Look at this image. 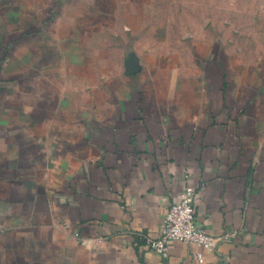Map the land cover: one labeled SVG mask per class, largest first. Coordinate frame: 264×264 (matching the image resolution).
Listing matches in <instances>:
<instances>
[{
    "label": "crops",
    "instance_id": "0c3cea01",
    "mask_svg": "<svg viewBox=\"0 0 264 264\" xmlns=\"http://www.w3.org/2000/svg\"><path fill=\"white\" fill-rule=\"evenodd\" d=\"M0 264H264V0H0Z\"/></svg>",
    "mask_w": 264,
    "mask_h": 264
},
{
    "label": "built area",
    "instance_id": "2783aa9c",
    "mask_svg": "<svg viewBox=\"0 0 264 264\" xmlns=\"http://www.w3.org/2000/svg\"><path fill=\"white\" fill-rule=\"evenodd\" d=\"M195 189L184 185L176 201L170 204L161 221L159 234L156 237L145 236V247L156 254L166 257L169 244L174 240L194 244L203 251L212 252L216 248V237L198 226L195 220L193 199ZM196 260L203 261L202 252L195 254Z\"/></svg>",
    "mask_w": 264,
    "mask_h": 264
}]
</instances>
